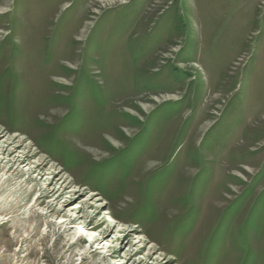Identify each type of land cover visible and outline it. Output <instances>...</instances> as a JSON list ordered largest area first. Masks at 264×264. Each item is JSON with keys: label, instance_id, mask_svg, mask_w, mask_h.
<instances>
[{"label": "rangeland", "instance_id": "obj_1", "mask_svg": "<svg viewBox=\"0 0 264 264\" xmlns=\"http://www.w3.org/2000/svg\"><path fill=\"white\" fill-rule=\"evenodd\" d=\"M0 264H264V0H0Z\"/></svg>", "mask_w": 264, "mask_h": 264}]
</instances>
